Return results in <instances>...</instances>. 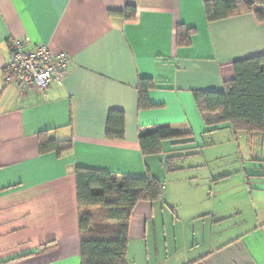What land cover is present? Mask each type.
<instances>
[{"label":"crops","instance_id":"obj_1","mask_svg":"<svg viewBox=\"0 0 264 264\" xmlns=\"http://www.w3.org/2000/svg\"><path fill=\"white\" fill-rule=\"evenodd\" d=\"M204 3L0 0V264H80L76 166L150 173L161 180V196L138 201L132 210L126 264H264L263 207L249 229H232L206 241L205 226L196 229L193 223L198 206L189 198L198 199V194L187 195L190 208L181 215L173 201L178 188L174 183L164 186L173 172L162 165L167 147L195 148V143L203 144L198 141L203 134L227 129L247 137L251 158L262 170L244 174L248 182L249 175L260 180L257 190L263 193L257 195L264 201V134L252 139L245 132L234 134L227 123L216 122L217 113H201L193 95L221 90L234 77L235 60L264 53V20L246 9L208 21ZM179 25L193 28L187 45L177 44ZM25 38L27 48L43 43L53 53L68 54L63 84L35 93L3 83L10 43ZM141 77L155 82L148 97L158 106L139 108ZM110 110L124 114L123 138L105 136ZM174 122L193 133V143L165 140L163 152L143 155L138 130ZM41 134L72 139V146L59 154L41 153ZM229 208L210 205L199 214L210 215V229L217 233L220 223L237 210ZM167 221L173 225L170 240Z\"/></svg>","mask_w":264,"mask_h":264},{"label":"trees","instance_id":"obj_2","mask_svg":"<svg viewBox=\"0 0 264 264\" xmlns=\"http://www.w3.org/2000/svg\"><path fill=\"white\" fill-rule=\"evenodd\" d=\"M130 8V7H129ZM253 10L264 20V0H205L204 11L208 21L223 19L241 10ZM133 8H131V11ZM193 28L177 26L178 45H187ZM234 77L217 91H194V99L201 113H217V123H227L234 134L245 132L249 138L264 134V53L237 59L233 62ZM151 78L138 80L139 108L156 107L148 92L154 87ZM40 152L57 154L72 146V139L57 140L41 134ZM105 136L120 139L124 136V114L110 110ZM192 144L193 133L183 130L178 122L165 126L141 127L138 141L143 155L163 152L162 142ZM196 148V146H195ZM196 149L164 157L167 171L180 169V161L199 153ZM180 163V164H179ZM80 233V264H126L128 222L138 201L152 202L163 191L160 179L150 173L144 175L117 174L106 170L76 166L74 169ZM193 264V262L187 263Z\"/></svg>","mask_w":264,"mask_h":264},{"label":"rangeland","instance_id":"obj_3","mask_svg":"<svg viewBox=\"0 0 264 264\" xmlns=\"http://www.w3.org/2000/svg\"><path fill=\"white\" fill-rule=\"evenodd\" d=\"M241 134V135H240ZM238 133L234 136L230 130L218 129L213 132L203 134L198 141L202 145L195 143L192 146L185 148H178L179 145L171 148L167 147L166 155L172 153H185L199 149L200 152L196 155H190L183 158L180 163L184 166L183 169L170 172L167 174L165 188L173 183L176 185V192L178 197H173L180 214H187L190 208L186 201L187 195L196 192L198 199H192L198 206L194 212L193 223L196 224V229L205 226L206 241H213L216 238H221L230 233L232 229H244L249 226L256 219L263 207L264 201L258 198L257 194H262L263 191H258L257 188L262 184H258L260 180L255 175H249V182L246 180L244 170L247 174L250 172H260L261 166L252 160V156L247 146V137L243 133ZM171 148L172 150H169ZM180 149V150H179ZM193 149V150H192ZM198 150V151H199ZM192 166V167H190ZM264 171V169H263ZM223 173H228L224 178H218ZM251 189H250V188ZM260 192V193H259ZM252 193L253 195H251ZM210 205H214L217 209H228L229 207H237L231 216H228L223 223L217 228L210 229V215L199 214L204 209L210 210ZM199 214V215H198ZM176 218V215L175 217ZM185 219V217H184ZM189 223L190 218H186ZM200 223V224H199ZM160 225V223H157ZM167 230L172 228L171 222H166ZM172 231L169 230L166 239H171ZM158 238H161L159 233ZM153 235L149 236L152 240Z\"/></svg>","mask_w":264,"mask_h":264},{"label":"built area","instance_id":"obj_4","mask_svg":"<svg viewBox=\"0 0 264 264\" xmlns=\"http://www.w3.org/2000/svg\"><path fill=\"white\" fill-rule=\"evenodd\" d=\"M25 39L10 43L8 59L3 67V83L15 84L22 91L43 93L51 84H63L70 58L65 52L53 53L46 44L26 47Z\"/></svg>","mask_w":264,"mask_h":264}]
</instances>
